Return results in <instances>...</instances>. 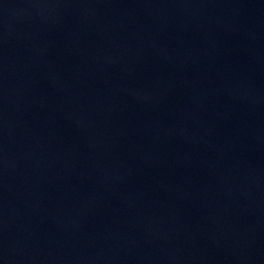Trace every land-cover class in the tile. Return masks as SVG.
I'll list each match as a JSON object with an SVG mask.
<instances>
[{
    "label": "water",
    "instance_id": "water-1",
    "mask_svg": "<svg viewBox=\"0 0 264 264\" xmlns=\"http://www.w3.org/2000/svg\"><path fill=\"white\" fill-rule=\"evenodd\" d=\"M0 264H264V0H0Z\"/></svg>",
    "mask_w": 264,
    "mask_h": 264
}]
</instances>
